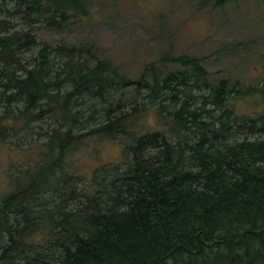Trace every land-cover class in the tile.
<instances>
[{
    "label": "trees",
    "instance_id": "trees-1",
    "mask_svg": "<svg viewBox=\"0 0 264 264\" xmlns=\"http://www.w3.org/2000/svg\"><path fill=\"white\" fill-rule=\"evenodd\" d=\"M93 4L0 0V147L54 121L0 194V264H264V81L172 50L134 75L92 42L38 38ZM247 96L259 111L238 110ZM91 138L121 140L123 160L80 173L68 155Z\"/></svg>",
    "mask_w": 264,
    "mask_h": 264
},
{
    "label": "rangeland",
    "instance_id": "rangeland-1",
    "mask_svg": "<svg viewBox=\"0 0 264 264\" xmlns=\"http://www.w3.org/2000/svg\"><path fill=\"white\" fill-rule=\"evenodd\" d=\"M90 15L71 30H40V41L92 42L100 54L123 71L137 74L145 62L166 51L208 56L206 69L217 77L243 85L264 81V0L232 1L222 8L199 0H93ZM29 52L27 55H30ZM264 83V82H263ZM240 112L261 109V100H236ZM153 114L147 122H153ZM44 120L31 131L0 147V194L9 191L11 174L40 159L46 132L54 124ZM122 141L91 138L68 155L72 166L90 175L102 164L123 160Z\"/></svg>",
    "mask_w": 264,
    "mask_h": 264
}]
</instances>
